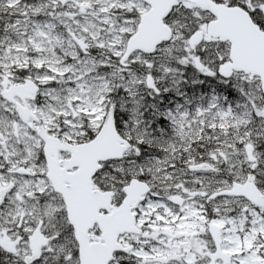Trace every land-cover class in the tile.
<instances>
[{"label":"snow or ice","instance_id":"obj_1","mask_svg":"<svg viewBox=\"0 0 264 264\" xmlns=\"http://www.w3.org/2000/svg\"><path fill=\"white\" fill-rule=\"evenodd\" d=\"M0 264H264V0H0Z\"/></svg>","mask_w":264,"mask_h":264}]
</instances>
